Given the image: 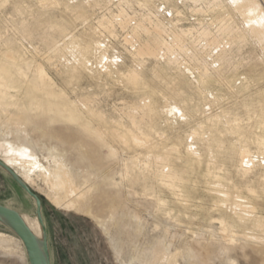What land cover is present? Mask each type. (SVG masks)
<instances>
[{
	"label": "rangeland",
	"instance_id": "374dc122",
	"mask_svg": "<svg viewBox=\"0 0 264 264\" xmlns=\"http://www.w3.org/2000/svg\"><path fill=\"white\" fill-rule=\"evenodd\" d=\"M229 6L0 0V67L15 95L0 107V159L26 151L25 166H11L41 200L51 264H264V42ZM147 41L157 52L142 50ZM38 66L55 91L52 114L26 92ZM64 104L78 123L56 112ZM62 167L72 185L57 182ZM0 204L35 217L34 200L1 167ZM0 236V264H28L1 223Z\"/></svg>",
	"mask_w": 264,
	"mask_h": 264
},
{
	"label": "bare ground",
	"instance_id": "6f19581e",
	"mask_svg": "<svg viewBox=\"0 0 264 264\" xmlns=\"http://www.w3.org/2000/svg\"><path fill=\"white\" fill-rule=\"evenodd\" d=\"M195 3H197V2H203V1H207L208 3H210L211 5H216V6H219L220 8H223V7H225V5H226V3L228 4V6L229 7H231L236 13H238L239 15L238 16H240V18H241V20H242V23H243V25H244V27L246 28V30L248 31V32H246V33H251L252 34V38H253V36L256 38V39H258V41L260 40L261 42H264V0H193ZM117 2H118V0H117ZM212 7V6H211ZM225 9V8H224ZM201 10V9H200ZM200 10H198V11H200ZM229 10V9H228ZM231 10V9H230ZM215 11V10H214ZM227 10H225V12H226ZM222 12H224V11H222ZM214 13V12H213ZM230 13H233V12H230ZM229 13V14H230ZM235 13V16L237 15ZM224 15V14H223ZM221 16H222V14H221ZM220 17V16H219ZM224 18V17H223ZM226 18V17H225ZM224 18V19H225ZM229 18V17H228ZM238 18V17H237ZM222 19V18H221ZM240 20V19H239ZM232 23V22H231ZM230 23V24H231ZM241 23V24H242ZM228 24V23H227ZM143 29H142V31L144 30V32L145 33H147L148 35H146V36H149V39L151 40L150 42H152L153 43V45H157L158 44V42H160L159 41V30L157 29V28H155V29H153V30H150V29H148V28H146L144 25H141V24H139ZM234 25V24H233ZM155 27V26H154ZM225 28L222 30L221 28H223V26L222 27H220V29L223 31V32H228L229 31V29H230V25H228V26H224ZM236 27V26H235ZM243 27V26H242ZM161 28V27H160ZM243 30H245V29H243ZM185 31V30H184ZM236 31V30H235ZM237 31H238V29H237ZM241 31V30H240ZM177 32H179V31H177ZM180 33V32H179ZM179 33H177V34H179ZM184 33V32H183ZM222 33V32H221ZM220 33V35H223V34H221ZM243 33V32H242ZM245 33V32H244ZM175 34V33H174ZM181 34H182V30H181ZM181 34H179V36L181 35ZM228 34V33H227ZM240 34V33H239ZM250 34V35H251ZM207 35V34H206ZM247 35V34H246ZM230 36V35H229ZM231 36H232V34H231ZM237 36V35H236ZM239 36V35H238ZM243 36H244V34H243ZM242 36V37H243ZM148 39V38H147ZM148 39V40H149ZM177 39V38H176ZM255 39V40H256ZM212 42H217L218 41V39L216 38V37H213L212 36V38L210 39ZM257 41V40H256ZM71 42V41H70ZM149 41H147V43L144 45V47L142 48V50L146 53V52H148V54L150 55V53L151 54H153L156 50V48L153 46V45H151V43H150ZM261 42H260V45H261ZM214 44V43H213ZM264 44V43H263ZM82 48V47H81ZM76 49V47L74 48V50ZM70 50H73V49H70ZM79 51H80V49H78ZM83 50V49H82ZM66 51H68V49L66 50ZM76 51V50H75ZM79 51H78V54H79ZM83 52H84V50H83ZM83 52H82V54H81V56H83ZM157 52V51H156ZM9 53V52H8ZM7 54V53H6ZM11 54L13 55V53L11 52ZM69 54H70V52H69ZM74 54V53H73ZM72 54V55H73ZM76 54H77V52H76ZM76 54H75V56H76ZM140 54V53H139ZM4 56H6L5 55V53H4ZM10 56V55H9ZM79 56V55H78ZM80 56V57H81ZM3 57V56H2ZM1 57V58H2ZM6 57H8V56H6ZM14 57V56H13ZM3 59V58H2ZM12 59V58H11ZM10 59V60H11ZM15 59H16V57H15ZM13 60H14V58H13ZM15 61V60H14ZM7 61H5L4 63H6ZM78 62H79V59H78ZM9 66H11L9 63H7ZM12 64H14V62L12 63ZM81 64H82V62H81ZM15 65V64H14ZM25 65H27V63L25 64ZM1 66V65H0ZM8 66V67H9ZM15 66H17V64L15 65ZM15 66H14V68H15ZM34 66V65H33ZM6 67V66H5ZM12 68H13V66H11ZM39 67V66H38ZM10 68V67H9ZM13 68V69H14ZM11 70V69H10ZM15 70H16V68H15ZM19 71V70H18ZM34 71V73H32L33 75H32V77L27 81V85H25V86H27V88H26V92L27 93H29V94H31V97L32 98H30V99H32L33 100V104L34 103H37V104H39L40 106L42 105V103H43V101L41 100V97L42 96H44L45 98V101L47 102V103H49V104H46V105H48V106H44V105H42L41 107H40V109L43 111V112H45V113H48L49 114V111H51V110H53V107L52 106H50L51 104L50 103H52V101L50 102V100H51V98H54V99H56L55 98V91L53 92V90H52V88H51V83H50V80H49V77L47 76V74L45 73V71H44V69L42 68V67H39V68H36V69H34L33 70ZM17 72V71H16ZM22 72V71H21ZM133 72H135V71H133ZM133 72H131V73H133ZM13 73V72H12ZM15 73V72H14ZM18 73V72H17ZM16 73V74H17ZM15 74V75H16ZM135 74V73H134ZM137 74V73H136ZM12 75H14V74H12ZM20 75V74H19ZM19 75H18V77H19ZM21 75H23L24 76V74H21ZM129 75V74H128ZM133 75V74H132ZM11 76V75H10ZM23 76H20V80H21V77H23ZM27 76H29V75H27ZM15 77V76H14ZM17 77V75H16V78H18ZM132 78H136V76H131ZM131 78V79H132ZM9 79V73H8V71L4 68V67H0V107L1 106H4V104L6 105V103H7V101H9L12 97H13V95L10 93V88H11V86L13 85V83H12V85H8V80ZM23 79H25V80H27L26 79V77H24ZM128 79H130V78H128ZM14 79H11V81L12 82H15V81H13ZM17 80V79H16ZM139 80V79H138ZM137 80V81H138ZM18 81H19V79H18ZM134 81H136V79L134 80ZM136 81V82H137ZM17 82V81H16ZM23 82V81H22ZM135 82V83H136ZM9 83L11 84V82L9 81ZM20 83V82H19ZM19 83H18V87H21L22 88V86H19ZM24 83H26V82H24ZM23 83V84H24ZM15 87H16V85H15ZM17 87V88H18ZM24 88V87H23ZM22 88V89H23ZM18 89H20V88H18ZM24 90V89H23ZM24 92H25V90H24ZM23 94V93H22ZM22 94H20V96L22 95ZM28 94V95H29ZM42 96H41V95ZM59 94V93H58ZM57 94V95H58ZM62 94V93H61ZM41 96L40 98L38 97V96ZM15 96V95H14ZM25 96H26V94H25ZM24 96V97H25ZM24 97H23V99H24ZM57 97H60L59 95L57 96ZM17 98V97H16ZM59 99V98H58ZM61 99V98H60ZM22 100V99H21ZM26 100H28V98L26 99ZM61 100H63V99H61ZM19 101V100H18ZM17 100H15L14 99V104H15V106H16V108L18 109V110H20L21 108L19 107L20 105H19V102H21V101H19L18 102ZM29 101H31V100H29ZM58 101V100H57ZM57 101H56V103H57ZM66 101V100H65ZM86 101H88L87 99H86ZM85 101V102H86ZM9 102H12V100L11 101H9ZM9 102H8V104H9ZM63 102V101H62ZM62 102H60V104H63ZM68 102V101H67ZM81 103V105H83V108H85L86 110L89 108H87V104H85L84 103V101H80ZM152 102V101H151ZM26 103V102H25ZM32 103V102H31ZM66 103V102H65ZM7 104V105H8ZM23 104V103H22ZM55 104V103H54ZM59 104V103H58ZM6 105V106H7ZM25 105V104H24ZM27 105V104H26ZM57 105V104H56ZM55 105V106H56ZM67 104H64L62 107H61V109H58V111H56V112H59V115L63 118H66V119H68V120H72V122L73 121H75V122H79V116H78V114H76L74 111H73V108L71 109L70 108V106H69V108H67V106H66ZM10 106V105H9ZM13 106V105H12ZM15 106L13 107V108H15ZM29 106H31L30 105V103H29ZM37 106V105H36ZM59 106H61V105H58V107ZM89 106V105H88ZM24 107V106H23ZM26 107V106H25ZM32 107V106H31ZM148 107V106H147ZM4 107H2V109H3ZM28 108V107H27ZM6 109H7V107H6ZM6 109H4V110H6ZM31 109V108H30ZM38 109H39V107H38ZM90 109H91V107H90ZM145 109V108H144ZM3 110V111H4ZM9 109H7V111H8ZM25 110H26V108H25ZM77 110V109H76ZM85 110V111H86ZM1 111V110H0ZM10 111V110H9ZM21 111H22V109H21ZM46 111H48V112H46ZM55 111V110H54ZM53 111V113L54 114H56L55 112ZM89 111V110H88ZM87 111V112H88ZM142 111H143V109H142ZM151 111V110H150ZM150 111H149V113H150ZM19 112V111H18ZM79 112V111H78ZM96 112V111H95ZM1 113H2V111H1ZM12 113H13V111H12ZM26 113H27V110H26ZM93 113V112H92ZM6 114H8V113H6ZM5 114V115H6ZM51 114H52V111H51ZM88 114V113H87ZM95 114V113H94ZM94 114H92V116L94 115ZM100 114V113H99ZM129 113H127V115H128ZM19 115V114H18ZM21 115V114H20ZM26 115H28V114H25V116ZM57 115H58V113H57ZM81 115V114H80ZM91 115V114H90ZM130 115V114H129ZM7 116V115H6ZM12 116H15V115H12ZM17 116V115H16ZM55 116V115H54ZM96 116V115H95ZM94 116V117H95ZM27 117V116H26ZM57 117V116H56ZM82 117V116H81ZM98 117H100V116H98ZM134 117L135 116H131V118H133L134 119ZM27 118H29V117H27ZM26 118V119H27ZM59 118V117H58ZM96 118V117H95ZM129 118V117H128ZM21 119V118H20ZM100 119H102V118H100ZM100 119H98V120H100ZM132 119V122L134 123L135 121ZM10 120V119H9ZM84 120L85 119H83V122H84ZM103 120V119H102ZM20 120H18V122H19ZM87 121H88V119H87ZM104 121V120H103ZM102 121V122H103ZM20 122H22V121H20ZM106 122V121H105ZM263 122V121H262ZM15 123V122H14ZM81 123V122H80ZM104 123V122H103ZM131 123V122H130ZM136 123V122H135ZM23 124V123H22ZM75 124V123H74ZM89 125H90V123H88ZM16 125H18L17 123H16ZM131 125H132V123H131ZM134 125H136V124H134ZM259 125V124H258ZM15 126V125H14ZM19 126V125H18ZM261 126V125H260ZM262 126H264V124L262 125ZM20 127V126H19ZM85 127V126H84ZM88 127V125L85 127V130H88L89 128H87ZM137 127V126H136ZM138 127H139V125H138ZM22 128V127H21ZM83 128V127H82ZM99 129H100V127H98ZM133 128H135L134 126H133ZM96 129V128H95ZM95 129H94V131H95ZM99 129H98V131L96 130V132L94 133V134H96V136H97V138L100 140V141H103V139H104V137L103 136H105V135H103V132H100L99 131ZM101 129H102V127H101ZM104 129V128H103ZM107 129H108V127H107ZM123 129H125V128H123ZM136 129V128H135ZM91 131L90 132H92L93 130L92 129H90ZM112 130V129H111ZM134 130V129H133ZM126 131V130H125ZM136 131V130H135ZM111 132V131H110ZM105 133H108V131L107 132H105ZM114 133V132H113ZM131 133V132H130ZM133 133V132H132ZM108 134H111V133H108ZM125 134V133H124ZM124 134L122 135V136H124ZM129 134V133H128ZM135 134V133H134ZM107 135V134H106ZM110 136V135H109ZM118 136V135H117ZM129 136H131V134L129 135ZM128 136V137H129ZM134 136V135H133ZM256 136V135H255ZM132 137V136H131ZM130 137V138H131ZM259 137V136H258ZM106 138V137H105ZM108 138V137H107ZM110 138V137H109ZM255 138V137H254ZM112 139H114V138H112ZM123 139V138H122ZM121 139V140H122ZM129 139V138H128ZM258 139V138H257ZM263 139V138H262ZM124 140V139H123ZM122 140V141H123ZM140 140V139H139ZM137 138H134V141H139ZM142 141H143V139H141ZM141 141V142H142ZM125 142H127V141H125ZM140 142V141H139ZM140 142V143H141ZM147 142V141H146ZM120 143H122V142H120ZM124 143V142H123ZM136 143V142H135ZM148 143V142H147ZM255 143H258V142H255ZM104 144V143H103ZM143 144V143H142ZM140 145V144H139ZM144 145V144H143ZM142 145V146H143ZM257 145H259V144H257ZM256 145V146H257ZM260 145H261V143H260ZM263 145V144H262ZM9 146V145H8ZM148 146V145H147ZM255 146V147H256ZM1 147V146H0ZM7 147V146H6ZM144 147V146H143ZM246 147V146H245ZM259 149H260V147H258ZM262 148V147H261ZM264 148V147H263ZM12 149H13V147H12ZM11 148H8L7 149V152L5 153V155L6 154H8V159H6L7 158V156H5L6 158V160H1L3 163H5L8 167H10L11 169H12V166H11V164L12 163H14V162H16V163H18L17 165L18 166H20V165H22V166H25V164L27 163V160H28V158H27V155H26V151L24 152V151H22V149L21 150H18V151H16L17 152V156L18 157H15L14 155H11V153L12 152H14V150H12ZM247 148H245V150H246ZM2 150V149H1ZM4 150H6V149H4ZM166 150V149H165ZM168 150V149H167ZM171 150V149H170ZM174 150V149H173ZM236 150H238V149H236ZM258 150V149H257ZM261 150V149H260ZM264 150V149H263ZM263 150H262V152H263ZM172 151V150H171ZM240 151V150H239ZM242 152H243V149H242ZM248 152V151H247ZM244 153V152H243ZM252 153V152H251ZM251 153H247V154H249V156H250V154ZM246 154V155H247ZM263 154V153H262ZM166 155V154H165ZM168 155V154H167ZM243 154H241V156H242ZM245 155V154H244ZM240 156V157H241ZM243 158V157H242ZM244 158H245V156H244ZM247 158V157H246ZM250 158H252V157H250ZM249 159V158H248ZM241 160V159H240ZM244 160V159H243ZM245 161H246V159H245ZM58 163V162H57ZM253 163V162H252ZM251 163V164H252ZM31 164H32V162H31ZM35 164V163H34ZM16 165V166H17ZM29 165V164H28ZM61 165V164H60ZM245 165V164H244ZM247 165V164H246ZM33 166V165H32ZM55 166H56V163H55ZM64 166V165H63ZM34 167V166H33ZM248 167V166H247ZM55 168H57L58 169V167H55ZM251 168H252V166H251ZM250 168V169H251ZM64 169H66V168H64V167H62V168H59V170H57V171H55L56 173L55 174H57V176H58V180H57V182L59 181V184L60 185H62V186H66L67 184L68 185H72V183L70 182V180H69V178H68V176H67V171L65 172L64 171ZM13 170V169H12ZM54 170H56V169H54ZM247 170V169H246ZM14 171V170H13ZM250 171V170H249ZM248 171V172H249ZM49 172V171H48ZM70 172V171H69ZM15 173H16V171H15ZM51 173H53V171H51ZM163 173V172H162ZM55 174H53L54 176H55ZM70 174V173H69ZM158 174V173H157ZM161 174V173H160ZM168 174V173H167ZM172 173H170V175H171ZM18 175V174H17ZM24 175V174H23ZM43 175V174H42ZM52 175V176H53ZM71 175V174H70ZM73 175V174H72ZM71 175V176H72ZM161 175H163V174H161ZM45 176V175H44ZM57 176H56V178L55 179H57ZM160 176V175H159ZM166 176V175H165ZM20 177V176H19ZM170 177V176H169ZM168 177V178H169ZM172 177V180H174V178H173V176H171ZM170 177V178H171ZM21 178V177H20ZM53 178V177H52ZM71 178V177H70ZM163 178H164V175H163ZM162 178V179H163ZM22 179V178H21ZM44 179H45V177H44ZM167 179V178H166ZM177 179V178H176ZM263 179H264V177H263ZM262 179V180H263ZM73 180V179H72ZM160 180V179H159ZM168 180V179H167ZM259 180V179H258ZM24 182H25V180H23ZM75 181V180H74ZM163 181H164V179H163ZM169 181V180H168ZM27 182V181H26ZM166 182V181H165ZM171 182V181H170ZM74 183V182H73ZM169 183V182H168ZM221 183V182H220ZM161 184H163V183H161ZM216 184V183H215ZM76 185V184H75ZM75 185H73V188H74V186ZM164 186H165V184H163ZM171 185V184H170ZM218 185V184H217ZM55 186H58V185H56L55 184ZM264 186V185H263ZM60 187V186H59ZM171 187H173V186H171ZM62 188H64V187H62ZM250 188H252V187H250ZM52 189H53V186H52ZM60 189V188H59ZM59 189H58V187H57V189L55 190V188H54V190H52V192L53 191H56L55 193H57V194H61V193H59V192H57V190L59 191ZM68 189V188H67ZM67 189H65V190H67ZM170 189V188H169ZM174 189V188H173ZM61 190H64V189H61ZM60 190V191H61ZM64 190V191H65ZM69 190V189H68ZM77 190V189H76ZM75 190V188H74V191H76ZM263 190V189H262ZM218 191V190H217ZM264 191V190H263ZM221 192H222V190H221ZM229 192V191H228ZM250 192V191H249ZM252 193H253V191H251ZM62 193H63V191H62ZM77 193H78V190H77V192L75 193L76 195H77ZM230 193V192H229ZM228 193V194H229ZM82 194V193H81ZM84 194V193H83ZM220 194H223V192L222 193H220ZM65 195V194H64ZM66 195H67V192H66ZM227 195V194H226ZM75 196V195H74ZM82 196V195H81ZM81 196H79V194H78V198L80 199V197ZM228 196V195H227ZM58 197H59V195H58ZM230 197H231V195H230ZM67 198V197H66ZM64 199V200H66L67 201V199ZM68 198H69V196H68ZM76 198V197H75ZM222 198H224L223 196H222ZM63 200V199H62ZM76 200V199H75ZM232 200H233V198H232ZM74 201V200H73ZM223 201V200H222ZM68 202H69V200H68ZM77 202V201H76ZM227 202V201H226ZM71 203V202H70ZM73 203V202H72ZM222 203V202H221ZM233 203V202H232ZM244 203V202H243ZM228 204V203H227ZM226 204V205H227ZM247 204V203H246ZM75 205V204H74ZM83 205V204H82ZM224 205V204H223ZM241 204H239V205H234L232 208L234 209V210H237V209H239V207H241L240 206ZM73 206V205H72ZM228 206V205H227ZM231 206V205H230ZM83 207V206H82ZM84 207H86V206H84ZM244 207V206H243ZM246 207V206H245ZM249 207V206H248ZM88 208V207H87ZM250 208V207H249ZM82 209V208H81ZM229 209V208H228ZM246 209V208H245ZM244 209V210H245ZM231 210V209H230ZM230 210H229V212H230ZM233 210V211H234ZM241 210V209H240ZM243 210V212L245 213V211ZM247 210V209H246ZM85 211V210H84ZM86 211H87V209H86ZM232 211V210H231ZM249 211V210H248ZM88 212H90V208H89V211ZM241 212V211H240ZM242 212V213H243ZM250 213V212H249ZM89 214V213H88ZM251 214V213H250ZM236 215H237V213H236ZM22 217H23V219H24V221H25V223L28 225V227L30 228V230L37 236V237H41V227H40V225H39V223H38V221H37V219H36V217H30V216H26V215H21ZM241 216V215H240ZM239 216V217H240ZM244 216V215H243ZM246 216V215H245ZM242 218H244V217H242ZM239 220H240V218H239ZM222 222V221H221ZM222 224H223V222H222ZM227 224V223H226ZM226 226V225H225ZM225 226H222V229H223V227H225ZM227 226H228V224H227ZM104 228V227H103ZM230 228V227H229ZM226 229H228L227 227L226 228H224V232H227V231H225ZM231 230V229H230ZM229 232V231H228ZM227 232V233H228ZM254 232V231H253ZM231 233V232H230ZM230 233L229 234H227V235H229V236H226V238H232V236H230ZM233 233V232H232ZM255 233V232H254ZM257 234V233H256ZM260 234V233H259ZM4 235V234H3ZM252 235H255V234H252ZM261 235V234H260ZM235 236V235H234ZM1 237V236H0ZM225 237V236H224ZM262 237H264V235L262 236ZM4 238V237H3ZM2 238V239H3ZM260 238V237H259ZM1 239V238H0ZM19 239V238H18ZM233 239V238H232ZM5 241V240H4ZM230 241H231V239H230ZM159 251H161V250H159ZM154 253V252H153ZM159 253H162V252H159ZM156 254V253H155ZM160 255H162V254H160ZM161 257V256H160ZM163 257V256H162ZM154 258V257H153ZM154 259H156V258H154ZM163 259V258H162Z\"/></svg>",
	"mask_w": 264,
	"mask_h": 264
},
{
	"label": "water",
	"instance_id": "95a60500",
	"mask_svg": "<svg viewBox=\"0 0 264 264\" xmlns=\"http://www.w3.org/2000/svg\"><path fill=\"white\" fill-rule=\"evenodd\" d=\"M0 167L31 197L35 202V217L41 227V237H37L25 223L19 212L0 204V223L12 231L21 241L28 264H51L46 227L41 213V200L35 192L5 163L0 160Z\"/></svg>",
	"mask_w": 264,
	"mask_h": 264
}]
</instances>
